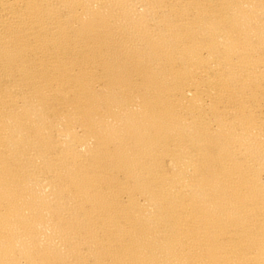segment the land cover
<instances>
[{"label": "bare ground", "instance_id": "6f19581e", "mask_svg": "<svg viewBox=\"0 0 264 264\" xmlns=\"http://www.w3.org/2000/svg\"><path fill=\"white\" fill-rule=\"evenodd\" d=\"M0 264H264V0H0Z\"/></svg>", "mask_w": 264, "mask_h": 264}]
</instances>
